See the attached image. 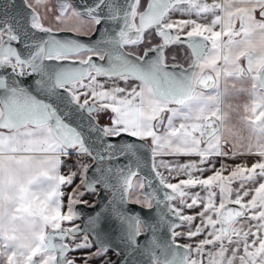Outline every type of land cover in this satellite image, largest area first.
<instances>
[{"label": "snow or ice", "instance_id": "snow-or-ice-1", "mask_svg": "<svg viewBox=\"0 0 264 264\" xmlns=\"http://www.w3.org/2000/svg\"><path fill=\"white\" fill-rule=\"evenodd\" d=\"M109 252L264 264V0L0 5V264Z\"/></svg>", "mask_w": 264, "mask_h": 264}, {"label": "rangeland", "instance_id": "rangeland-1", "mask_svg": "<svg viewBox=\"0 0 264 264\" xmlns=\"http://www.w3.org/2000/svg\"><path fill=\"white\" fill-rule=\"evenodd\" d=\"M53 3H55V0H53ZM69 23H74V21H71ZM101 79H103V78H101ZM246 100H247L246 94H241L239 96L232 97L230 99V102L233 103L234 105H237V104L242 105L244 102H246ZM231 123L236 125L237 129H239L241 131V134L243 136H245V137L247 136V131L244 130L243 125L239 122V114L238 113H235V112L232 113ZM85 198L88 199V200H92L91 196H86ZM199 238L200 237H198L197 239H199ZM182 241L188 242L187 240H184V239H181L179 242H182ZM114 254H115L114 252H109L108 255H109L110 258H112ZM93 264H98V262L94 261Z\"/></svg>", "mask_w": 264, "mask_h": 264}, {"label": "crops", "instance_id": "crops-1", "mask_svg": "<svg viewBox=\"0 0 264 264\" xmlns=\"http://www.w3.org/2000/svg\"><path fill=\"white\" fill-rule=\"evenodd\" d=\"M179 16V14H177V17ZM174 18H176V17H174ZM194 18V17H193ZM186 159H196L195 157H191V158H188V157H181L180 158V160H181V162H183L184 160H186ZM255 159H257V157H254V156H252V157H249V156H243V157H237V158H235V159H230V160H225L224 162L226 163V164H228V165H236V164H240V163H242V162H246L247 164H249V165H251V163L255 160ZM219 163H220V160L218 159L217 160V166H219ZM67 171V169L66 168H62L61 169V172H66ZM211 173H205V176H207V175H210ZM227 173H225V175H226ZM173 182H176V181H173ZM75 183H79V178L77 177V179H76V181H75ZM75 186V184L73 185V187ZM199 189H194L193 191H198ZM66 191H71V189H66ZM202 195H203V193H201ZM86 199V198H85ZM89 201H91V200H89ZM64 203H65V205L67 204V195H65V197H64ZM187 211H199V209H195V210H187ZM198 222V221H197ZM182 243H188V242H185V241H182Z\"/></svg>", "mask_w": 264, "mask_h": 264}, {"label": "water", "instance_id": "water-1", "mask_svg": "<svg viewBox=\"0 0 264 264\" xmlns=\"http://www.w3.org/2000/svg\"><path fill=\"white\" fill-rule=\"evenodd\" d=\"M6 2V0H0V5H3ZM15 4L17 5V10H19L22 7V0H15ZM82 39L87 40L86 37H82ZM94 39V38H93ZM103 124V123H102ZM124 139H128L127 137H125ZM121 163H123V160L121 161ZM101 198H104V194H101ZM79 207V206H78ZM130 208L136 210V211H141V209L136 206V205H130ZM85 211H91L90 209H84ZM146 214V213H145ZM76 223H80V221H77ZM162 236H164L166 238V234L165 233H161ZM141 239L143 240L144 237H141ZM181 244H183L182 242H180ZM113 261L116 262V264H121L122 261V257H117L116 254L113 255V257L111 258Z\"/></svg>", "mask_w": 264, "mask_h": 264}, {"label": "trees", "instance_id": "trees-1", "mask_svg": "<svg viewBox=\"0 0 264 264\" xmlns=\"http://www.w3.org/2000/svg\"><path fill=\"white\" fill-rule=\"evenodd\" d=\"M111 115L110 113L105 114L102 118H101V123H107L108 122V116Z\"/></svg>", "mask_w": 264, "mask_h": 264}]
</instances>
